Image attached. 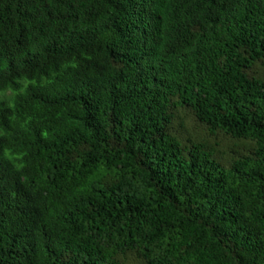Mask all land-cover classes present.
I'll use <instances>...</instances> for the list:
<instances>
[{
    "label": "trees",
    "instance_id": "trees-1",
    "mask_svg": "<svg viewBox=\"0 0 264 264\" xmlns=\"http://www.w3.org/2000/svg\"><path fill=\"white\" fill-rule=\"evenodd\" d=\"M0 264H264V0H0Z\"/></svg>",
    "mask_w": 264,
    "mask_h": 264
}]
</instances>
